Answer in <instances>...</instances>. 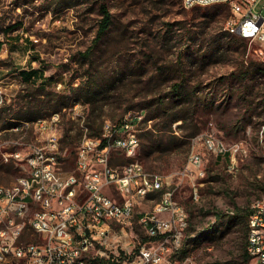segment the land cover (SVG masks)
Returning a JSON list of instances; mask_svg holds the SVG:
<instances>
[{"label": "rangeland", "instance_id": "obj_1", "mask_svg": "<svg viewBox=\"0 0 264 264\" xmlns=\"http://www.w3.org/2000/svg\"><path fill=\"white\" fill-rule=\"evenodd\" d=\"M68 1L71 6L65 7ZM102 3L109 7L113 23L85 57L97 34ZM230 15L231 6L221 2L186 7L183 0H0V30L5 33L0 80L3 85L19 81L12 112L8 105L0 112V185L13 183L24 171L12 156L5 158L6 151L15 150L12 143L19 141L24 152L22 142L34 139L36 130V123L7 130L16 125L10 120L25 124V119L38 121L52 111L42 108L38 115V108L24 105L44 97L38 92L67 94L69 102L61 110L80 103L79 111L86 115L94 103H103L96 111L101 113L98 124L143 110L152 122L141 125L136 158L148 171L173 181L175 197L189 215L182 248L169 252L160 264H180L188 257L197 264H251L247 229L235 223V213L238 208L247 211L264 195V62L256 41L227 30ZM31 68L42 74L32 83L24 82L21 74ZM179 82L183 85L177 90ZM94 98L96 102L90 101ZM71 115L72 110L63 111V134L68 127L74 134L88 121ZM175 115L185 119L171 120ZM209 132L230 150L208 153L214 152L203 143ZM79 140L75 138L71 147ZM196 149L204 157L205 172L196 179L194 194L192 181L178 179V174ZM61 152L67 158L61 169H74L73 155ZM129 159L124 151L113 149L110 163ZM105 191L121 199L115 187ZM162 192L155 190L141 201L123 231L122 223H112L132 253L150 244L140 216L153 208Z\"/></svg>", "mask_w": 264, "mask_h": 264}, {"label": "built area", "instance_id": "obj_2", "mask_svg": "<svg viewBox=\"0 0 264 264\" xmlns=\"http://www.w3.org/2000/svg\"><path fill=\"white\" fill-rule=\"evenodd\" d=\"M186 1L193 7L214 0ZM228 1L235 6L228 26L236 29V35L256 41L258 57L264 62V0ZM260 2L263 3L259 10L256 7ZM4 36L5 33L0 35L2 41ZM18 82L0 85L1 109L16 97L14 86ZM79 107L81 104L75 103L67 108L72 110L73 119L85 121L87 115ZM65 110L45 116L43 121L27 120L15 125L22 128L36 123L34 139L22 142L24 152L18 147L20 142L12 143L15 150L6 151L4 156H12L16 163L31 170L34 180H38V189L29 190L23 177L16 179L23 180V187L0 189V264H90L93 260L97 264H160L169 253V245H176L179 251L183 220H189L187 209L175 197L177 188L168 189L170 180L142 169L136 158L141 129L135 128V117L144 116V111L132 110L119 121H104L100 136L88 135V127L82 123L83 136L75 146V168L65 170L60 166L64 161L60 154H66L68 148L62 150L63 132L59 128ZM146 122L151 125L152 119L145 117ZM46 132H56V139L45 142ZM203 143L206 150L207 144H214V152H208L211 154L230 150L213 132L203 135ZM113 149L124 151L130 159L111 164ZM204 172V157L196 149L178 179L188 177L196 194V179ZM107 187H115L121 199L107 193ZM151 188L168 192V199L160 203L158 211L140 216L150 244L145 243L132 253L112 223H122L123 231V224L140 205V197L148 198ZM250 215L254 216V229H249L254 241L246 250L251 264H264V200L251 207ZM11 221H20V229L10 230ZM180 264L197 263L188 257Z\"/></svg>", "mask_w": 264, "mask_h": 264}, {"label": "trees", "instance_id": "obj_3", "mask_svg": "<svg viewBox=\"0 0 264 264\" xmlns=\"http://www.w3.org/2000/svg\"><path fill=\"white\" fill-rule=\"evenodd\" d=\"M52 6V5H51ZM65 7L71 6L70 5V1L66 2L64 4ZM50 10L57 12L59 9L56 7H49ZM100 14H101V18L98 24V29H97V34L93 39V44H91L83 53L85 54V57H88L87 55L89 54V52L93 49L94 44H96V42L110 29L112 23H113V17H112V13L109 9V7L107 6V4L102 3L100 5ZM2 45V42H0V47ZM34 61V60H33ZM42 74V71L40 69H35V68H31L28 71H23V73L21 74L22 80L24 82H30L32 83V81H34L35 79H37L40 75ZM40 78V77H39ZM183 84L181 82L176 83L174 86L176 87V89H181ZM41 89L44 90V88L41 87ZM40 96H44L43 98L41 97H36L33 98L31 101L24 103L25 106L29 107V108H38V115H40V112L42 110V108H50L52 112L54 111H58L61 110L63 107L66 106V104L69 102L70 96L67 94H63V93H56V92H51V91H42V92H38ZM38 95V96H39ZM181 101L185 100V97H179ZM189 100V99H188ZM90 101L96 102L97 99H90ZM76 102V101H74ZM72 102V103H74ZM83 102V101H82ZM11 104L8 105V112H12L13 108L12 106H10ZM103 106L102 104H98L96 105L95 103L93 104L91 110L89 111V108L86 109V113H87V123H86V127H88V135L91 136H100L101 132H102V128H103V121L100 122L99 124L98 119L101 118V113H96V111L99 109H102L101 107ZM7 107L4 106L2 109H0V112H2L4 110V108ZM62 107V108H61ZM50 113V114H51ZM21 114L23 115V113L21 112ZM48 114V115H50ZM47 116V115H45ZM45 116H41V117H45ZM8 118H13V117H7ZM39 118V117H38ZM37 119V118H36ZM178 119H185L184 116L182 115H175L171 118V120L176 121ZM20 120L22 119H16L14 121L10 120L9 124H17L20 122ZM25 120H35V119H25ZM97 124V126L95 125ZM9 125V126H10ZM74 128L72 127H68L64 134H62V138H61V142H63L62 144V149H65L66 147L67 152L71 155H73V162H74V156H75V152H76V145H74L73 147H71V145H73L72 143L74 142L75 138H79V142L82 139L83 136V126L82 129H78V131H76L73 134ZM229 156V153L227 152V154H224V158L227 159V157ZM67 158H64V160H66ZM239 211L235 213V223L239 224L242 226V228L247 229V233H248V223H249V217L251 214V208L248 209L247 211H241L240 208H238ZM217 216L220 218L222 215L221 214H217ZM247 242V240H246ZM247 252V250H246ZM90 264H96V261H91ZM101 264H105L104 261L101 262Z\"/></svg>", "mask_w": 264, "mask_h": 264}, {"label": "bare ground", "instance_id": "obj_4", "mask_svg": "<svg viewBox=\"0 0 264 264\" xmlns=\"http://www.w3.org/2000/svg\"><path fill=\"white\" fill-rule=\"evenodd\" d=\"M220 2L229 4L228 0H214L213 2L196 3V5H210V4H214V3H220ZM183 3L186 7H190V4H188L186 0H183ZM229 5L231 6L232 15H235L234 4H229ZM226 28L230 33L236 34V29H234L231 26H228V22L226 24ZM3 33H4V30H0V35H3ZM0 42H3L1 37H0ZM1 82H2V80H0V85H3ZM138 111H143V110H138ZM55 113H59V112H55ZM55 113L53 115H55ZM145 117H146V112H144V116L135 117V128L141 129V125L145 121ZM38 121H43V119H39ZM25 127L27 128L28 126H25ZM25 127L15 128V125H14V126H11L7 130L20 131ZM54 139H56V132H46L45 142H53ZM139 146H140V141H138V148H139ZM207 149H209V151L210 150L214 151V144H207ZM221 152H226V151H221ZM219 154H221V153H219ZM193 155H195V152H193L191 154L190 159L192 158ZM139 165H141L142 169H146L145 166L143 165V163L140 161H139ZM19 177L24 178L25 184H26V186H28L29 190H37L38 189V180H34V174L32 173L31 170H26L24 168L23 173ZM12 187H23V180H15L13 183L8 184V185L7 184L6 185H3V184L0 185V189H7V188H12ZM172 187H173V181L170 180V181H168V189H174ZM155 190H162V189L161 188H151V192H153ZM145 198L146 197H140V202L143 201ZM167 199H168V192H164V190H163V192L160 196V199L155 202L153 208L150 211H146V212L158 211V206L160 205V203H164L165 201H167ZM260 200H264V195H262L260 198H257L252 203L251 207H255V206L260 205ZM188 226H189V220H183V230L181 232V241H184L185 232H186ZM19 229H20V221H11L10 230H19ZM249 229H254V216H251V215L249 217V223H248L247 246H251V241H254V233H249ZM182 245H181V248H182ZM169 252H176V245H169Z\"/></svg>", "mask_w": 264, "mask_h": 264}]
</instances>
